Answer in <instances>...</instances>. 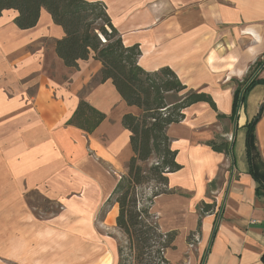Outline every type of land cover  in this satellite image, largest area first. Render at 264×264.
Instances as JSON below:
<instances>
[{"label": "crops", "instance_id": "obj_1", "mask_svg": "<svg viewBox=\"0 0 264 264\" xmlns=\"http://www.w3.org/2000/svg\"><path fill=\"white\" fill-rule=\"evenodd\" d=\"M86 1L103 3L123 44L139 47L140 68L168 67L187 89L209 94L215 104V111L204 103L188 107L184 120L167 129L181 168L167 175V192L151 207L159 228L175 233L167 259L261 264L264 83L230 116L238 84L257 64L251 79L264 82V0ZM16 15L9 10L0 17V264H58V225L79 229L76 245L84 256L75 264H89L88 229H95L133 156L121 119L140 110L127 106L110 81L94 83L101 64L93 53L77 70L63 65L54 42L64 33L45 10L28 30L14 25ZM80 101L105 117L90 133L65 124ZM257 114L251 167L258 181L250 175L245 142V125ZM218 140L230 144L229 156L208 146ZM31 192L59 205L60 214L36 215L26 200ZM202 203L214 208L200 219ZM117 212L112 205L100 223L110 219L115 227Z\"/></svg>", "mask_w": 264, "mask_h": 264}, {"label": "trees", "instance_id": "obj_2", "mask_svg": "<svg viewBox=\"0 0 264 264\" xmlns=\"http://www.w3.org/2000/svg\"><path fill=\"white\" fill-rule=\"evenodd\" d=\"M45 10L54 25L59 26L64 36L54 42L56 56L63 65L78 69L79 61L88 60L91 53L100 62L101 70L95 83L110 81L121 99L129 107L140 110L138 116L125 114L122 126L130 133L132 158L126 166L106 204L117 205L115 227L121 234L117 242V264H171L166 257L175 239L174 232H163L151 213L154 199L167 192V175L181 167L176 163V151L171 149L167 129L184 120V110L204 103L216 110L211 96L193 91L183 85L168 67L155 72H146L138 66L140 50L137 45L125 46L120 34L112 25L101 2L86 0H0V17L4 11L17 13L13 20L20 30L34 28L41 10ZM238 84L232 102L233 119L244 103L247 94L262 81H254L251 75ZM261 113V112H260ZM260 114L245 125L246 152L250 175L258 181L252 169L256 155L254 127ZM218 118L222 116L218 115ZM104 115L80 101L72 117L65 123L92 132L104 120ZM212 151L230 155V144L224 140L211 141ZM156 158L155 163L146 165ZM153 184L149 196L141 188ZM213 204L202 203L199 218L211 214ZM215 231V230H214ZM191 236V235H190ZM261 264H264V254Z\"/></svg>", "mask_w": 264, "mask_h": 264}, {"label": "rangeland", "instance_id": "obj_3", "mask_svg": "<svg viewBox=\"0 0 264 264\" xmlns=\"http://www.w3.org/2000/svg\"><path fill=\"white\" fill-rule=\"evenodd\" d=\"M95 83V82H94ZM157 161L156 158L151 159L147 162L146 165L155 163ZM153 184L148 186H144L141 188L142 194L144 196H149L152 192ZM26 200L28 205L35 210L36 215L44 216L45 215H54L58 216L61 212V208L59 205L51 204L50 202L44 200L40 194L37 192H31L26 196ZM113 203L105 204L102 208L100 214L96 218L95 229L89 230V249L87 253L89 254L88 263L89 264H117V251L114 253H109V242L111 241L114 244V248H117V242L121 240V234L118 230L113 226L110 222V219L106 221V224L103 225L100 223L105 216V212L110 210ZM114 211H111L109 214V218ZM113 216V215H112ZM70 219H67L65 222L68 224ZM75 225V223H73ZM57 233V254H58V264H75V261H78L79 258L83 255L84 251L82 248L77 247L78 238L76 237L79 229H62L59 227L56 229ZM189 251L191 248H189Z\"/></svg>", "mask_w": 264, "mask_h": 264}]
</instances>
